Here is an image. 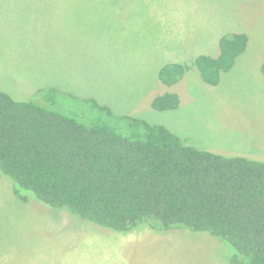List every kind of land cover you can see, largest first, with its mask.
<instances>
[{"label": "rangeland", "instance_id": "374dc122", "mask_svg": "<svg viewBox=\"0 0 264 264\" xmlns=\"http://www.w3.org/2000/svg\"><path fill=\"white\" fill-rule=\"evenodd\" d=\"M229 33L249 41L218 84L197 67L175 84L161 80L168 63L218 57ZM262 64L264 0H0V86L122 133L119 117L131 116L196 148L264 161ZM166 93L178 94L176 109L153 106ZM17 188L0 172V264H232L231 247L208 233L145 225L117 232Z\"/></svg>", "mask_w": 264, "mask_h": 264}, {"label": "trees", "instance_id": "16d2710c", "mask_svg": "<svg viewBox=\"0 0 264 264\" xmlns=\"http://www.w3.org/2000/svg\"><path fill=\"white\" fill-rule=\"evenodd\" d=\"M248 41L245 33L223 35L218 57L168 63L160 78L175 84L197 67L216 85ZM93 99L98 112L113 117ZM179 103L178 94L166 93L153 106L173 110ZM119 118L127 133L109 121H77L0 87V172L18 192L111 230L205 232L231 247L232 264H264V161L199 149L163 124Z\"/></svg>", "mask_w": 264, "mask_h": 264}, {"label": "crops", "instance_id": "0c3cea01", "mask_svg": "<svg viewBox=\"0 0 264 264\" xmlns=\"http://www.w3.org/2000/svg\"><path fill=\"white\" fill-rule=\"evenodd\" d=\"M219 46H220V41H219ZM261 70H262V74H264V64H262V67H261ZM2 87V86H0ZM3 88V87H2ZM4 89V88H3ZM245 156V155H244Z\"/></svg>", "mask_w": 264, "mask_h": 264}]
</instances>
